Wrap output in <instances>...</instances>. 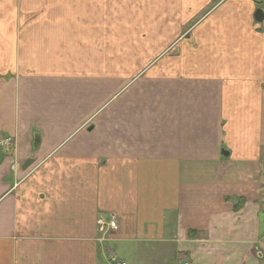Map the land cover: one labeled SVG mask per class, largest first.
<instances>
[{
    "label": "crops",
    "instance_id": "crops-1",
    "mask_svg": "<svg viewBox=\"0 0 264 264\" xmlns=\"http://www.w3.org/2000/svg\"><path fill=\"white\" fill-rule=\"evenodd\" d=\"M263 7L0 0V264H264Z\"/></svg>",
    "mask_w": 264,
    "mask_h": 264
},
{
    "label": "built area",
    "instance_id": "built-area-1",
    "mask_svg": "<svg viewBox=\"0 0 264 264\" xmlns=\"http://www.w3.org/2000/svg\"><path fill=\"white\" fill-rule=\"evenodd\" d=\"M12 139L9 137H6L0 141V146L6 147V151L8 152V147L11 145ZM97 224V232L100 233L102 236H105L108 234L109 231L114 230L116 228L115 220L113 215H109L107 220H104L103 218H99L96 221ZM106 262L107 264H125L124 262L118 260L113 252L110 250H106Z\"/></svg>",
    "mask_w": 264,
    "mask_h": 264
},
{
    "label": "water",
    "instance_id": "water-1",
    "mask_svg": "<svg viewBox=\"0 0 264 264\" xmlns=\"http://www.w3.org/2000/svg\"><path fill=\"white\" fill-rule=\"evenodd\" d=\"M254 18L256 21L261 22L264 19V8L256 9V11L254 12ZM225 154H228V153H225ZM31 162L32 161L30 159L27 160L24 166L27 167Z\"/></svg>",
    "mask_w": 264,
    "mask_h": 264
},
{
    "label": "rangeland",
    "instance_id": "rangeland-1",
    "mask_svg": "<svg viewBox=\"0 0 264 264\" xmlns=\"http://www.w3.org/2000/svg\"><path fill=\"white\" fill-rule=\"evenodd\" d=\"M109 233H110V231L108 232V234H109ZM101 236H102V235H101ZM101 236H100V237H101Z\"/></svg>",
    "mask_w": 264,
    "mask_h": 264
},
{
    "label": "flooded vegetation",
    "instance_id": "flooded-vegetation-1",
    "mask_svg": "<svg viewBox=\"0 0 264 264\" xmlns=\"http://www.w3.org/2000/svg\"><path fill=\"white\" fill-rule=\"evenodd\" d=\"M264 8V7H263Z\"/></svg>",
    "mask_w": 264,
    "mask_h": 264
}]
</instances>
